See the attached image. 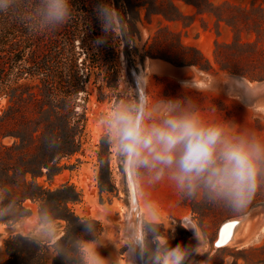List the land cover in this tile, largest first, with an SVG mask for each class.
<instances>
[{
  "label": "rangeland",
  "instance_id": "374dc122",
  "mask_svg": "<svg viewBox=\"0 0 264 264\" xmlns=\"http://www.w3.org/2000/svg\"><path fill=\"white\" fill-rule=\"evenodd\" d=\"M125 1L133 5L137 0H120L123 22L118 23L115 30L118 37L116 85L114 89L107 88L102 76L97 81L93 77L90 79L86 85L89 96L85 105L87 122L81 151L61 161L62 170L51 183L47 176L37 179L51 190L64 184L75 188L80 194V201L69 203L68 208L101 224L103 232L100 236L105 240L106 247L100 252L105 257L118 254L124 246L114 250V242L124 241L127 231L132 189L139 211L137 224L147 222L142 201L138 202L139 181L136 174L132 172L133 182L131 186L128 183L126 186L124 164L114 153L107 152L98 123L100 115L116 102V96L126 87L139 91L137 83H141L143 91L147 90L152 96L177 97L184 94V82H192L186 92L200 104L208 117L224 116L264 133V107L248 109L246 99H231L227 85H221L219 92L210 90V79L223 81L228 76H243L245 82L264 81V0H189L198 3L204 11L214 12L218 18L210 12L199 13L194 6L175 0L174 5L183 18L172 21L160 15H151L144 7L129 8ZM145 1L163 7L170 0ZM168 9L169 13H174ZM190 46L198 48L210 61L209 72L195 65L181 64L195 60L194 54L187 48ZM127 64L137 70L132 81L127 75ZM99 88H102L101 91ZM80 95L83 97V94ZM7 106L8 99L0 97V116ZM13 141L11 137L0 138L5 145H11ZM146 194L157 202L159 216L156 223L164 236L170 237L171 243L181 244L193 237V246L197 245L196 230L200 240L196 264H264V191L257 195L248 210L254 216L241 218L244 220L234 242L219 250H213L219 226L228 220L240 219L233 218L220 208L181 199L167 181L146 188ZM68 196L76 198L72 191L62 195ZM24 205L30 210V217L11 225L10 229L6 222L0 220V264H42V255H37L32 248L22 249L19 246L15 247L23 254H18L9 263L5 242L11 235L38 228L36 216L39 204L27 199ZM47 207H51L54 214L63 213L55 210L53 204ZM181 221H187L186 226L194 229L182 226ZM58 223L55 222L56 228ZM61 223L64 225V222ZM46 246L45 257L49 259L48 264H53L52 245ZM72 263L77 264V261Z\"/></svg>",
  "mask_w": 264,
  "mask_h": 264
},
{
  "label": "clouds",
  "instance_id": "9594fccd",
  "mask_svg": "<svg viewBox=\"0 0 264 264\" xmlns=\"http://www.w3.org/2000/svg\"><path fill=\"white\" fill-rule=\"evenodd\" d=\"M72 0H0V14L10 15L30 34L56 33L73 16ZM98 18L106 33L113 34L123 17L111 4L98 6ZM177 97L152 96L147 90L125 88L116 102L98 119L102 143L114 153L139 181L138 202L142 201L147 222L126 231L124 246L116 255L105 257L100 249L105 240L92 221L81 222V233L68 245L60 242L53 209L41 206L36 216L38 228L31 237L38 246L52 245L54 258L62 264H196L197 245L177 244L160 231L156 219L159 206L148 198L146 188L167 181L183 200L199 201L220 208L241 219L257 195L264 191V133L223 117L210 118L186 89ZM227 85L231 99L244 98L248 109L264 100V93L252 89L245 78L228 76L210 79V90ZM50 149L58 141H46ZM0 188V205L8 198ZM28 215L11 203L0 206V219ZM182 226L187 221H181ZM194 229V228H192Z\"/></svg>",
  "mask_w": 264,
  "mask_h": 264
},
{
  "label": "trees",
  "instance_id": "16d2710c",
  "mask_svg": "<svg viewBox=\"0 0 264 264\" xmlns=\"http://www.w3.org/2000/svg\"><path fill=\"white\" fill-rule=\"evenodd\" d=\"M174 1L166 2L165 7L145 0H137L133 5L125 2L129 8L144 7L151 15L172 21L183 18ZM182 1L194 6L199 13L210 12L218 18L214 12L204 11L198 3ZM101 4H111L123 13L120 0H72L74 10L70 22L56 33L41 35L30 34L12 16L0 14V97L8 99V106L0 116V138L14 139L11 145L0 142V188L9 194L3 205L11 203L16 211L28 214L0 220L10 229L11 225L30 217L31 212L24 205L27 199L38 203L39 208L53 204L55 210L63 212L54 216L55 222L59 221L58 239L65 245L74 237L89 238L81 233V222L88 219L68 208L69 203L80 201V194L67 184L54 190L45 188L37 179L47 176L51 183L62 170L61 161L81 151L89 96L86 85L90 79L97 81L102 76L107 88L114 89L116 85L118 37L115 32L104 30L97 12ZM168 8L174 13H169ZM187 48L195 60L181 64L195 65L209 72L211 64L205 55L196 47ZM80 94L83 97H79ZM47 140H57L58 147L50 149ZM67 191H72L76 198L62 197ZM91 221L100 235L101 224ZM32 236V233L10 236L5 242L9 263L23 254L15 247L19 246L32 248L37 255H42V264H48L49 259L45 257L48 246L44 245L46 250L38 246ZM53 264L62 262L54 258Z\"/></svg>",
  "mask_w": 264,
  "mask_h": 264
},
{
  "label": "bare ground",
  "instance_id": "6f19581e",
  "mask_svg": "<svg viewBox=\"0 0 264 264\" xmlns=\"http://www.w3.org/2000/svg\"><path fill=\"white\" fill-rule=\"evenodd\" d=\"M132 79L135 76V73L132 72L131 74ZM141 78V77H140ZM142 82V79H141ZM137 83V82H136ZM248 84V86L250 85V82H245ZM135 86V85H134ZM137 86L139 87V91H143V87L142 84H138ZM250 87V86H249ZM136 88V87H135ZM126 179H127V183L129 186H131V183L133 182V174L131 171L128 170V168L126 167ZM129 213H128V221H127V225L128 227L126 228V230L133 228V227H138V222H139V217H138V205H137V201L135 199V195H134V191L133 189L130 190V207H129ZM127 216V215H126ZM254 214L248 213L246 215V217H253ZM244 219H240V220H228L226 221L224 224L222 223L217 231L216 234V238H215V243L216 245L220 246V247H227L230 244H232L235 240L236 237V233L239 229V226L241 224V222ZM229 225H231V227H229Z\"/></svg>",
  "mask_w": 264,
  "mask_h": 264
},
{
  "label": "crops",
  "instance_id": "0c3cea01",
  "mask_svg": "<svg viewBox=\"0 0 264 264\" xmlns=\"http://www.w3.org/2000/svg\"><path fill=\"white\" fill-rule=\"evenodd\" d=\"M250 85V88H252V89H255V90H257L258 92H261V93H264V81H260V82H256V83H249ZM243 99V98H242ZM255 106H260V108H262V107H264V100H261L259 103H257ZM37 229H34V230H31V231H27L26 233L25 232H20L21 234H28V233H33V232H35ZM125 233H126V231H125ZM171 243V242H170ZM124 244V241H121V240H119V241H115L114 242V245H115V247H114V250H119L121 247H122V245ZM181 244H184V245H189V244H192L193 245V237H189L188 239H186L183 243H181ZM171 245L173 246V247H175L177 244L176 243H171ZM197 255L198 254H193V257H192V259H194L195 260V258L197 257ZM120 264H126V261H125V259L122 257V259H120Z\"/></svg>",
  "mask_w": 264,
  "mask_h": 264
},
{
  "label": "water",
  "instance_id": "95a60500",
  "mask_svg": "<svg viewBox=\"0 0 264 264\" xmlns=\"http://www.w3.org/2000/svg\"><path fill=\"white\" fill-rule=\"evenodd\" d=\"M126 70H127V75H128V77H130V79H131V81H132V76H131V74H132V72L137 74V70H136L135 68H132V67H131L130 65H128V64H127V66H126ZM123 167H124V180H125V184H126V186H127V180H126V166L123 165Z\"/></svg>",
  "mask_w": 264,
  "mask_h": 264
},
{
  "label": "built area",
  "instance_id": "2783aa9c",
  "mask_svg": "<svg viewBox=\"0 0 264 264\" xmlns=\"http://www.w3.org/2000/svg\"><path fill=\"white\" fill-rule=\"evenodd\" d=\"M221 248H223V247H220V246L216 245L215 242L213 243V250H219Z\"/></svg>",
  "mask_w": 264,
  "mask_h": 264
},
{
  "label": "snow or ice",
  "instance_id": "6c2138e0",
  "mask_svg": "<svg viewBox=\"0 0 264 264\" xmlns=\"http://www.w3.org/2000/svg\"><path fill=\"white\" fill-rule=\"evenodd\" d=\"M229 227H231V225H229Z\"/></svg>",
  "mask_w": 264,
  "mask_h": 264
}]
</instances>
